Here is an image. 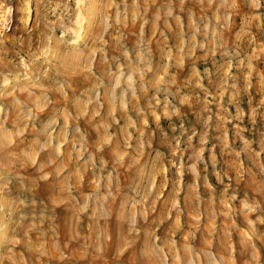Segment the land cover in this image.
<instances>
[{
    "label": "rangeland",
    "instance_id": "1",
    "mask_svg": "<svg viewBox=\"0 0 264 264\" xmlns=\"http://www.w3.org/2000/svg\"><path fill=\"white\" fill-rule=\"evenodd\" d=\"M6 1L0 264H264V0Z\"/></svg>",
    "mask_w": 264,
    "mask_h": 264
},
{
    "label": "bare ground",
    "instance_id": "2",
    "mask_svg": "<svg viewBox=\"0 0 264 264\" xmlns=\"http://www.w3.org/2000/svg\"><path fill=\"white\" fill-rule=\"evenodd\" d=\"M8 2L6 0H0V11H1V15H4V14H8L9 15V12H10V9H9V5H6ZM27 6V5H26ZM26 12L24 14H27L26 16H24V21H27L28 19V13H29V10L28 8H26ZM24 11V10H23ZM10 26V25H9ZM14 27V26H13ZM7 30V29H6Z\"/></svg>",
    "mask_w": 264,
    "mask_h": 264
}]
</instances>
